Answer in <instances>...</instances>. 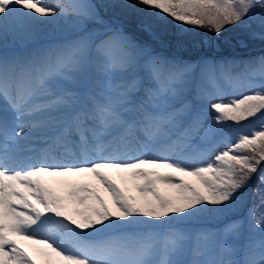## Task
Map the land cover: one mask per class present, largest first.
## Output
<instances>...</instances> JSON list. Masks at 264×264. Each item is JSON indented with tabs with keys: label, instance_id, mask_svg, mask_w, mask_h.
Wrapping results in <instances>:
<instances>
[{
	"label": "snow or ice",
	"instance_id": "snow-or-ice-1",
	"mask_svg": "<svg viewBox=\"0 0 264 264\" xmlns=\"http://www.w3.org/2000/svg\"><path fill=\"white\" fill-rule=\"evenodd\" d=\"M120 6L149 10L155 23L143 27L153 39L170 18L220 40L228 26L264 10V0ZM38 38L46 42L0 55V264H37L29 245L50 250L47 264H264V57L169 59L123 25H108L92 0H0V44ZM197 67L202 82L224 79L252 91L229 96L198 87L189 100ZM256 76L261 83H253ZM208 115L212 124L204 128ZM186 117L191 123L177 135ZM253 117L258 127L245 131L250 125L241 122ZM202 128L204 146L186 158L191 135ZM38 141L47 146L31 161L25 144ZM256 173L258 242L245 238L239 221L193 232L173 226L227 213ZM50 179L67 194L49 187Z\"/></svg>",
	"mask_w": 264,
	"mask_h": 264
},
{
	"label": "rangeland",
	"instance_id": "rangeland-1",
	"mask_svg": "<svg viewBox=\"0 0 264 264\" xmlns=\"http://www.w3.org/2000/svg\"><path fill=\"white\" fill-rule=\"evenodd\" d=\"M99 1L102 3V0H99ZM106 1L107 0H104V5H105V10L107 13H109L108 6L110 4H112V5L114 4V6H116L117 3L120 2V0H109V4H107ZM123 2L125 3L126 0H123ZM118 8H115L113 10H116L117 14H122V9H124V8H122L120 5H118ZM134 11H136V10H134ZM124 13H126V12L123 11V15H124ZM117 16L120 17L122 15H120V16L117 15ZM102 17L104 18V15H101V18ZM151 20L152 21H149V23H155V19H151ZM116 22L117 21H115V22L113 21V24H116ZM174 23L177 24L175 21H174ZM117 24H119V23H117ZM108 25H109V22H108ZM179 25H181L180 30L182 31V33L186 32L188 35H190V34H194L197 32L196 26H189V25H183V24H179ZM89 26L92 28H99V29L104 28V25L95 24V23H92ZM134 26L135 27H133L131 24H129V25H125L124 27L128 33H131V34L134 33L133 36L135 38H137L141 43H147V44L151 45L153 51L156 54L167 57L169 59H171L172 57H175L173 59L180 60L181 57H187L189 59V63L199 64L203 60H213L212 58H214L216 60H223V58H226L225 56L217 55V54H221V49H222L221 46L222 45L218 46V45H216V42L213 43L214 41H206L207 43L205 45H203V42H198L195 40L196 43L198 42L197 44L193 43V41H189V42L183 43V46H175V45H169V44L168 45L165 44L166 46H163L162 43L151 40V36L144 30L143 25H134ZM229 30L234 31V32L232 33ZM237 31H238V33H237ZM225 32H226L225 33L226 36L228 33V34H231V35L236 36V37L238 35L244 40H246V39L253 40L254 34L260 36L261 33H264V10L257 8L255 10V13L252 16V18L250 20H248L247 24H244L242 22L241 25L228 26L227 29L225 30ZM199 33H201V32H199ZM236 33H237V35H236ZM176 35H178V34H176ZM178 36H180V35H178ZM8 41L10 42L11 46H20V45H26V44L31 43V42H27V43L21 44V43L13 42L11 39H9ZM261 41H259V42H261ZM259 45L261 47H264V42L262 44L260 43ZM211 50H213L214 53L211 54L210 57L207 59H200V57L197 56V55H201L202 53H205V52L206 53L211 52ZM188 59L186 60V62H188ZM190 59H193V60H190ZM197 68H199V67H197ZM192 81H193V79H192ZM219 82H220V84H218V85H220L222 87L221 90L223 92L229 94V96L233 93H238L241 96L247 95V94H250L252 91V89H250L246 86H240V85L236 86V88H234V90H232L230 85L225 84L223 81H220V79H219ZM253 83L254 84L261 83V78L259 76L253 77ZM197 85H198V87L205 88L207 91H215L216 89H218V87H213V84H210L207 82H202L200 80V73H199V81L197 82ZM198 87H195L194 95H192V99L190 96V100H194V96H195V93H196V90ZM188 93H189V91H188ZM188 93H187V96H188ZM229 96H225V99L229 98ZM177 107H179V104H177ZM256 120H257V117H253V118H250V121H242L241 122L242 125H250L249 127H247L245 129V131H251L252 127H258V125L255 123ZM250 122H251V124H250ZM203 124H204V128H207L208 125L212 124V115H208L206 117V119L204 120ZM227 124L231 125L232 122L229 121V122H227ZM201 135H204V129L203 128L200 130V132L198 134H196V136L192 137L193 138L192 141L189 143L188 147L185 149L184 155L186 158L191 159L192 156L195 154V152L199 148H202L204 146V141L202 140L201 144L197 147V140H198V138L202 137ZM220 135H224V133L218 134L217 138H219ZM227 135L229 136V138H232L235 136V133L228 132ZM225 146L226 145H222L221 148L225 147ZM192 149H194V150L192 151ZM220 150L221 149L218 148L216 150V152H218ZM216 152H214L212 154V156L209 157V159L213 158L214 155L216 154ZM263 163H261V164H263ZM255 176H256V174H252L251 179L247 182V186L241 190V192L243 193V195L241 197V202L237 206L233 207L227 213L221 214L218 216L217 215H208V216H204V217H201L199 219L190 220V221H177L173 226L177 230H184L186 232H193V231H198V230H203V229L210 230V228H209L210 226H206V224H208L209 222H211L213 224H220L221 222L226 221L225 224H227L228 216L233 217V216L237 215V217H238L241 215V217H238V218L236 217L237 219L236 220L234 219L231 222H233V221L241 222L242 229L248 230L247 236L251 235L254 238V240H256L258 242L261 239L262 234H261V231L259 228H255L253 226V217L251 215V213L253 211H256V212L260 211V209L257 207L259 205V197H258L257 193H255V196H252L251 189H250L251 185L254 181ZM258 183H259V181L257 182L255 189H256ZM128 186L132 188V194L133 195H139V192H137L135 190V188L133 187L132 182H130ZM49 187H51L54 191H56L61 196H65L67 194V186L64 184H61L55 180L53 182L51 181V179L49 180ZM109 203L111 204L110 200H109ZM247 206L249 209L247 208ZM75 207H76V205H69V211L73 212V209ZM243 210H246V211H243ZM76 218L79 219V217H76ZM231 222H229V223H231ZM224 225H222L221 228ZM49 227H52V226H49ZM245 238H246V236H245ZM26 243H28V242H26ZM26 250L37 261V264H47L48 257L45 254V252L46 251L50 252V250H46L43 245H29L26 248Z\"/></svg>",
	"mask_w": 264,
	"mask_h": 264
},
{
	"label": "trees",
	"instance_id": "trees-1",
	"mask_svg": "<svg viewBox=\"0 0 264 264\" xmlns=\"http://www.w3.org/2000/svg\"><path fill=\"white\" fill-rule=\"evenodd\" d=\"M106 2L107 4H109V0H107ZM122 3H124L123 0L122 1L120 0V2L117 3L116 6H114V4L113 5L110 4L108 6L109 11L117 14V11L113 9L118 8V5H121ZM146 10L147 9H145L143 12H140V11H134L132 9L124 8L122 9V14H117V15L119 16L122 15L120 17L124 18L126 22L132 25H144L145 23H149V21H152L151 19H155L153 16L150 15L149 10L147 11ZM123 11L126 12L124 13V15H123ZM180 26L181 25L175 24L174 21L169 18L167 19L166 23L160 22L157 25V30L160 32L161 38L170 45L183 46V43L189 41H193V43H196L195 40L198 42H203V45H205L207 43L206 41H214L213 43L216 42V45L218 46L222 45L221 48L224 49L226 53L227 52L247 53L251 50L257 49L256 47H261L259 44L260 43L262 44L264 42L263 39L257 36H254L253 40L251 39L244 40L237 35L238 31L236 33L237 37L228 33L226 36L225 35L226 32H224L222 34V38L220 40H216L214 33L209 32L207 29L200 27H196L197 29L196 33L188 35L186 32L182 33V31L180 30ZM231 32L233 33L234 31ZM241 41H243V43H241Z\"/></svg>",
	"mask_w": 264,
	"mask_h": 264
},
{
	"label": "bare ground",
	"instance_id": "bare-ground-1",
	"mask_svg": "<svg viewBox=\"0 0 264 264\" xmlns=\"http://www.w3.org/2000/svg\"><path fill=\"white\" fill-rule=\"evenodd\" d=\"M10 42L8 41L6 44H0V48H2L4 45H8ZM31 143H34V142H31ZM27 144V143H26ZM36 148H38L37 146H36ZM113 174H114V177L117 179V182L118 183H121V186L122 187H124L125 185L123 184V182L121 181V179H120V177L118 176V175H116L115 174V172H113ZM106 195V198H107V194H105Z\"/></svg>",
	"mask_w": 264,
	"mask_h": 264
}]
</instances>
